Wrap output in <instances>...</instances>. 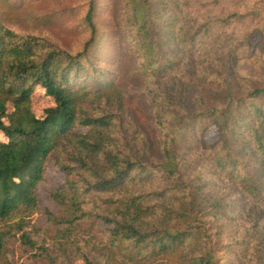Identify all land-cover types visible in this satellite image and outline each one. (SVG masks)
<instances>
[{
    "label": "rangeland",
    "instance_id": "rangeland-1",
    "mask_svg": "<svg viewBox=\"0 0 264 264\" xmlns=\"http://www.w3.org/2000/svg\"><path fill=\"white\" fill-rule=\"evenodd\" d=\"M119 1L95 0V41L84 60L88 70L79 72L80 79L74 81L93 96L86 109L101 114L105 108L94 98L100 78L120 84L127 107L109 113L114 115V138L148 168L139 192L161 193L158 202L166 206L171 205L167 196L179 202L176 207L186 205L192 222L202 228L198 240L209 245L216 264H264V201L254 202L232 175L237 165L240 176L257 180L264 175V161H256L248 150L252 134L248 129L237 126L226 147L218 124L207 117L229 103L264 108V96L249 98L264 88V0H147L145 28L156 44L155 60L161 65L169 55L178 62L175 71L164 76H146L147 60L136 61L142 37L134 5L131 0ZM89 5L90 0H0V24L20 37L44 39L76 55L92 37L86 23ZM55 105L42 87L36 88L32 97L36 117H44ZM246 109H239L234 119ZM0 142H8L1 132ZM165 149L173 153L177 165L173 176L161 169ZM85 176L95 180L90 173L73 171L75 183L70 186L66 173L51 158L45 181L38 187L41 213L33 224L46 229L47 211L62 212L53 196L59 189L74 187L94 216L79 229L105 238L110 227L95 216L105 211L108 195L88 191ZM117 248L122 256L128 255L124 246ZM10 260L32 264L30 256L20 251Z\"/></svg>",
    "mask_w": 264,
    "mask_h": 264
},
{
    "label": "trees",
    "instance_id": "trees-1",
    "mask_svg": "<svg viewBox=\"0 0 264 264\" xmlns=\"http://www.w3.org/2000/svg\"><path fill=\"white\" fill-rule=\"evenodd\" d=\"M146 1L130 2L142 37L136 61L147 60L142 61L146 76H164L175 71L178 62L169 55L161 65L155 60L156 44L145 28L149 23ZM94 15L95 0H90L86 23L93 30L92 37L76 55L44 39L20 37L0 24V132L8 139L0 142V264H13L10 256L15 258L18 251L29 255L32 264H76L77 260L84 264H216L209 245L198 240L202 228L192 222L186 205L176 207L179 202L167 196L171 205L166 206L158 202L161 193L139 192L148 168L127 154L114 138V115L109 113L127 107L120 84L100 78L94 98L105 108L101 114L86 109L93 96L74 81L80 79L79 72L88 70L84 60L95 41ZM37 87L56 104L42 118L32 111ZM263 96L264 88H259L249 98ZM245 107L247 112L234 119V114ZM207 117L218 124L226 147L237 126L242 131L248 129L252 133L248 150L256 161H264V108L229 103L220 113ZM164 154L166 164L161 169L173 176L177 172L173 153L165 149ZM51 158L66 173L70 186L75 183L73 171L82 170L95 179L83 177L88 191L108 195L105 211L95 216L110 227L105 238L79 229L94 216L84 208L74 187L59 189L53 196L62 212L47 211L46 229L33 224L34 216L41 213L38 187L45 181ZM233 169L242 191L254 202L264 201V175L248 180L239 175L237 165ZM117 245L124 246L128 255L122 256Z\"/></svg>",
    "mask_w": 264,
    "mask_h": 264
}]
</instances>
